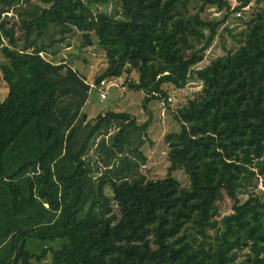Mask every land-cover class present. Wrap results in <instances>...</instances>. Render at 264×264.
<instances>
[{
	"label": "trees",
	"instance_id": "trees-1",
	"mask_svg": "<svg viewBox=\"0 0 264 264\" xmlns=\"http://www.w3.org/2000/svg\"><path fill=\"white\" fill-rule=\"evenodd\" d=\"M29 1L0 0L9 90L0 98V264H236L244 248L247 264H264V189L256 190L264 187V0L244 21L243 43L201 68L219 28L242 20L236 14L252 0H36L21 48L2 14ZM115 1L121 16L93 11ZM211 8L221 17L206 18ZM75 30L104 51L99 73L43 55ZM134 72L138 80L126 83L145 103L170 106L165 84L202 82L200 96L173 111L180 129L165 136L164 178L142 172L150 120L84 112L92 89L108 96L119 88L110 83ZM94 145L106 170L99 178ZM180 168L189 185L174 176ZM225 197L234 206L221 217Z\"/></svg>",
	"mask_w": 264,
	"mask_h": 264
},
{
	"label": "rangeland",
	"instance_id": "rangeland-1",
	"mask_svg": "<svg viewBox=\"0 0 264 264\" xmlns=\"http://www.w3.org/2000/svg\"><path fill=\"white\" fill-rule=\"evenodd\" d=\"M258 0H252L251 6L240 11V17L242 20L231 16L226 23L219 28V33L215 38L213 45L206 52V57L203 62L196 67L201 68L209 64L214 58L224 55L228 52L235 51L243 43L242 31L245 28L244 21H247L251 17L253 7L257 6ZM232 5H237V0H230ZM37 5L36 0H30L23 4V6L16 10L10 11L8 15L2 14V17H8V26H14L17 31V42L21 48L25 46L24 31L21 30L22 19L30 18L34 6ZM200 6V2H193L191 5V12L197 11ZM93 11L95 13L105 11L114 17L121 16V3L115 1L107 6L94 5ZM216 8L208 9L205 17L208 19L220 18L221 15L215 12ZM239 17L238 13L236 14ZM95 39V37H94ZM44 40L48 41V35L44 36ZM7 43V41H6ZM43 55L55 62H67L69 65L78 68L82 72L86 73L89 69L86 66H91V74L95 75L97 72L106 67V58L104 51L97 45L87 46L80 33L75 30L68 36L64 44H57L54 48L43 53ZM84 63L86 66L78 65ZM7 63V60L0 55V66ZM78 65V66H77ZM95 72V73H94ZM2 75L0 70V76ZM127 79L133 81L138 80V74L133 73L130 76L125 75L120 78V86L118 89L111 88L108 90L107 98H101V92L94 88L90 92L89 100L84 107V112L88 114L89 118H96L101 113L109 110H118L120 112H128L133 116H136L140 123H145L150 120L151 124L148 128V135L146 136V142L142 147V150L148 157V161L145 166L142 167V172L146 175L147 179H160L164 178L168 174L170 163L167 158L169 147L166 143L165 136L168 133L176 132L180 129V126L173 119V111L182 106L190 98H198L202 91V82L198 80H190L188 84L182 89H176L172 84H165L164 87L173 99L170 102V106L163 105L159 100L151 99L147 103L144 101L145 94L143 91L132 90L126 83ZM7 83L0 78V98L4 99L8 96ZM163 102V101H162ZM146 106V107H145ZM145 107V108H144ZM151 114L153 116H151ZM99 139V138H98ZM97 139V141H98ZM96 158V145H94L90 154V161L93 165V172L95 177L99 178L106 175L104 167L97 163ZM174 176L183 184L189 185L190 178L184 172L183 169H178L174 172ZM263 190V184L258 185L257 191ZM106 194L113 199V193L110 183L105 186ZM246 194H240V200L245 201ZM115 205V203H114ZM234 200L229 197L220 203L221 217L227 215L233 211ZM249 253L248 248L240 250L238 257L236 258V264H247L246 258Z\"/></svg>",
	"mask_w": 264,
	"mask_h": 264
},
{
	"label": "built area",
	"instance_id": "built-area-1",
	"mask_svg": "<svg viewBox=\"0 0 264 264\" xmlns=\"http://www.w3.org/2000/svg\"><path fill=\"white\" fill-rule=\"evenodd\" d=\"M215 10H216L215 12H218V14H220V15L222 14V13H221L220 11H218L217 9H215ZM240 14H241V13H238L239 17L241 16ZM105 84H106V83L103 82V83H102V87H104ZM110 85H111V86H113V85H117V86H118L119 84H118L117 82H112V83H110ZM119 86H120V85H119ZM100 95H101L102 98H106V97H107V90H103V89H102ZM172 100H173V99L170 97V98H169V102H171ZM164 101H165V100H164ZM163 105H165V103H163Z\"/></svg>",
	"mask_w": 264,
	"mask_h": 264
}]
</instances>
